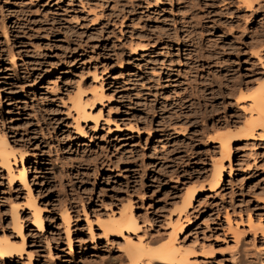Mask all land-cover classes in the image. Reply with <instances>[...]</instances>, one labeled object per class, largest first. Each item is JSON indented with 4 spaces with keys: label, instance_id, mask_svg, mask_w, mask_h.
I'll list each match as a JSON object with an SVG mask.
<instances>
[{
    "label": "rangeland",
    "instance_id": "obj_1",
    "mask_svg": "<svg viewBox=\"0 0 264 264\" xmlns=\"http://www.w3.org/2000/svg\"><path fill=\"white\" fill-rule=\"evenodd\" d=\"M253 78L264 82V0H0V132L27 175L23 186L0 165V238L23 244L0 264H129L126 241L167 239L177 215L191 264H264L262 130L231 144L209 185L219 134L255 117L235 103ZM124 206L137 230L104 233Z\"/></svg>",
    "mask_w": 264,
    "mask_h": 264
},
{
    "label": "bare ground",
    "instance_id": "obj_2",
    "mask_svg": "<svg viewBox=\"0 0 264 264\" xmlns=\"http://www.w3.org/2000/svg\"><path fill=\"white\" fill-rule=\"evenodd\" d=\"M242 1L245 2L246 0H242ZM5 31H7V30H5ZM253 80L255 82L252 81L251 83H253V86H255L254 89L252 88L253 86L251 84L250 85L252 87L250 89H249V87H250L249 84H246L245 86L240 84L238 87L234 86V88L237 87V90H238L237 91L238 96L235 95L236 96L235 103H237L239 106L240 103H244V102L248 103L249 102V105L247 104L249 106V108H247V109L251 113H254L255 117L249 119V117L251 115L249 112V117H248L249 120L246 121L245 123L242 122L243 126L240 125L241 127L238 128L239 130H236V132L234 130H233V132H232V130H226V131L224 130L225 132L219 134V136L217 137L218 142L220 143V145H219L220 150H218L220 152V159L219 160L217 159V161L215 160L213 162L212 170H211V173L209 176L210 177V180H209L210 187H218L221 184L223 177H224V174H225V171H226L225 164L227 162H229V160L231 158V144L232 143H235L237 140H244L247 138H253L256 130H262L261 133L259 132L260 133V135L258 134L259 136L264 135V82H261V80H257L254 78H253ZM232 88H233V86H232ZM97 89H99V88L97 87ZM251 89L253 91H251V92L247 91V90H251ZM245 90L248 93H250V95L245 96V94H244L246 92ZM91 91H92L91 94L95 95L94 97H96V98L93 97L94 99H98V97L102 96V94H101V96L100 95L98 96V94H100V93L97 90L91 89ZM233 91H235V89ZM247 92H246V94H247ZM233 94H235V92ZM78 96H80V95H78ZM81 98H83V97H81ZM81 98L77 97L76 99H74V101L72 100V107H73V110L75 111L76 118L78 120H81L84 122V121L91 120L90 119L91 117H90V114L87 112L88 110L86 111V109H85V106L88 105L87 104L88 101H85V100L88 97L87 98L84 97L85 100H82ZM93 98H90V99H93ZM90 99H88V100H90ZM247 105H245V106H247ZM245 106L242 108H245ZM251 116H253V115H251ZM234 121L236 122V120H234ZM224 126H227V124ZM261 134H263V135H261ZM22 154L23 153L21 151L15 150L9 144L5 133L0 132V165L7 171L10 179H11V177L14 178V176H16L15 178L18 179L19 183H21V184H23V186H25L27 183L26 182V178H27L26 171L22 168L21 170H17V173H16L14 171V168H13V166L16 165V160L19 157H20V159L23 157ZM19 161H21V160H19ZM229 168H230V166H229ZM196 196H197V192L195 191L194 188H190V189H187V191H185L184 197L182 199V205H180V208L182 206V212H183L182 214L184 215L183 218L187 219V215H186L185 210L191 207ZM29 203H31L32 205L34 204L33 201L29 202ZM11 211H12V215H13V222L16 225V226L15 225L14 226L16 227L18 233L20 234L23 226L18 221L19 218L17 215L18 212H17L16 207H12ZM131 211L127 206H124V207H120V209H118V211L115 214H112L106 220L105 219L102 220L100 218L102 220L100 222V225L102 226L101 228L103 229L104 233L109 234V235H118V234L123 235V233H127V232L133 233L134 230L137 228V220H136L137 218L134 217V215L132 214ZM113 213H114V211H113ZM177 216L178 217H176V219H174V221L172 220V222H171L169 220L170 224H168V225H170V229H169L170 231L168 233L169 235H168L167 239H160V240H155V241L154 240L153 241L148 240L147 242L144 240H141L142 238L137 239V241H133L132 239L127 240L126 241V254H127V258L129 259L128 263L129 264H155L154 262H158L161 264H191V262L188 259L187 251L184 248H181L176 242L177 235L181 234L183 231V223H182L183 219H182V217H180V215H177ZM63 217H64L63 219L69 217L67 210H65L63 212ZM32 221H33L34 225H37L38 227L42 226L43 221L40 217L38 210L33 212V220ZM21 245H23V244H21ZM21 245H20V243L17 244L15 242H13L12 240L8 239V237L6 238V236L3 238H0V259L6 260L7 258L16 255V253L19 254V252H21L22 248H23V246H21Z\"/></svg>",
    "mask_w": 264,
    "mask_h": 264
}]
</instances>
